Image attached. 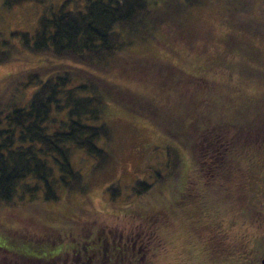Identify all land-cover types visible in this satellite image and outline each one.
Segmentation results:
<instances>
[{"label":"trees","instance_id":"trees-1","mask_svg":"<svg viewBox=\"0 0 264 264\" xmlns=\"http://www.w3.org/2000/svg\"><path fill=\"white\" fill-rule=\"evenodd\" d=\"M28 1L4 2L12 7ZM194 1L66 0L51 17L40 18L34 34H11L20 37L25 50L0 42V65L36 64L0 80V86H5L0 93V210H32L37 204L58 202L59 190L86 195L88 174L76 167L75 156L83 153L89 157L92 172L109 165L114 130L108 119L115 106L148 121L173 146L164 149L166 176L155 172L151 182L135 181L129 187L131 196L124 200L121 183L110 185L104 191L109 197L107 206L119 208L122 202L132 201L133 205L144 204L143 198L180 169V150H184L196 165L194 177L212 198L223 203L230 200L235 206L236 201L242 202L251 213L249 219L264 220L261 208L243 196L232 195L233 189L242 187L240 181L233 180L239 178L248 150L264 145V111L255 115L251 126L235 124V115H239L229 86L199 80L158 54L132 58L136 48L159 50L164 38L185 33L187 17L182 21L176 15L188 16ZM70 4L72 8L67 9ZM178 26L182 28L179 32L174 29ZM169 51L176 56L175 50ZM9 86L18 92L35 89L31 98L22 102L19 97L14 100L10 96V100L6 96ZM96 235L86 239L72 235L67 242L73 248H94L102 239L99 232ZM108 240L104 234L102 241ZM61 241L48 237L52 246ZM67 242L62 244L68 246ZM0 255V264L50 262L1 247ZM55 255L51 258H57Z\"/></svg>","mask_w":264,"mask_h":264},{"label":"rangeland","instance_id":"rangeland-1","mask_svg":"<svg viewBox=\"0 0 264 264\" xmlns=\"http://www.w3.org/2000/svg\"><path fill=\"white\" fill-rule=\"evenodd\" d=\"M4 1L0 0V42L7 41L23 51L20 37L12 38L11 34H34L40 18L51 17L66 0H29L12 7ZM190 6L188 16L180 12L176 15L182 21L187 17L185 33L164 38L159 50L136 48L132 58L158 54L199 80L229 86L239 115H235L234 123L251 126L255 115L264 111V0H195ZM71 8L72 4L67 9ZM174 29L182 30L179 26ZM172 41L173 46L169 45ZM169 50H175L176 56H171ZM26 62L0 65V80L36 66ZM34 89L18 92L9 86L6 96L26 102ZM3 90L4 85L0 93ZM111 110L108 122L114 138L109 165L92 172L89 157L83 153L75 156L76 167L88 174L87 194L67 195L59 190L58 202L37 204L33 211L28 207L0 210V247L45 258L48 264H60L59 257L52 260V254L72 235L86 239L97 237L99 232L102 239L106 234L111 244L117 234L128 237L130 242L140 234L147 247L142 264H259L264 255V220L260 223L249 219L251 213L241 206L242 202L236 201L237 207L230 205V200L223 203L213 197V201L208 188L194 177L196 165L184 150H180V169L160 189L143 198L144 204L133 205L132 201L122 202L119 208L107 206L109 197L104 191L110 185L121 183L124 200L131 196L129 187L135 181L151 182L155 172L166 176L164 149L173 146L145 119L127 115L115 106ZM233 181L242 185L232 190L233 197L243 196L264 212V145L248 150L241 174ZM47 236L62 241L52 246Z\"/></svg>","mask_w":264,"mask_h":264},{"label":"flooded vegetation","instance_id":"flooded-vegetation-1","mask_svg":"<svg viewBox=\"0 0 264 264\" xmlns=\"http://www.w3.org/2000/svg\"><path fill=\"white\" fill-rule=\"evenodd\" d=\"M116 239L119 240L118 243ZM133 240L130 242V239L123 234L119 237L117 234L111 244L99 239V244L96 245L101 251L95 247L91 248L90 245L73 248L64 244L60 247L59 253L53 257H59L60 264H142L147 251L146 243L142 242L140 235L138 239ZM110 246L113 248L111 249ZM99 255L106 258L101 261Z\"/></svg>","mask_w":264,"mask_h":264},{"label":"water","instance_id":"water-1","mask_svg":"<svg viewBox=\"0 0 264 264\" xmlns=\"http://www.w3.org/2000/svg\"><path fill=\"white\" fill-rule=\"evenodd\" d=\"M261 264H264V256H263V258H262V260H261Z\"/></svg>","mask_w":264,"mask_h":264}]
</instances>
